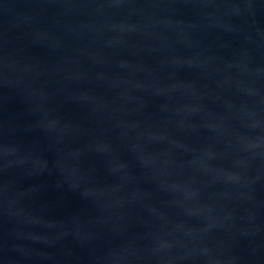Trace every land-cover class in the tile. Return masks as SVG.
Masks as SVG:
<instances>
[{"label": "water", "instance_id": "obj_1", "mask_svg": "<svg viewBox=\"0 0 264 264\" xmlns=\"http://www.w3.org/2000/svg\"><path fill=\"white\" fill-rule=\"evenodd\" d=\"M0 264H264V0H0Z\"/></svg>", "mask_w": 264, "mask_h": 264}]
</instances>
